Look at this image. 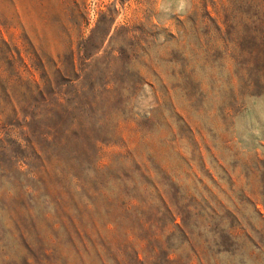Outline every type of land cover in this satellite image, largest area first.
I'll return each instance as SVG.
<instances>
[{"label": "rangeland", "instance_id": "obj_1", "mask_svg": "<svg viewBox=\"0 0 264 264\" xmlns=\"http://www.w3.org/2000/svg\"><path fill=\"white\" fill-rule=\"evenodd\" d=\"M177 8L0 0V264H264L257 11Z\"/></svg>", "mask_w": 264, "mask_h": 264}, {"label": "trees", "instance_id": "obj_2", "mask_svg": "<svg viewBox=\"0 0 264 264\" xmlns=\"http://www.w3.org/2000/svg\"><path fill=\"white\" fill-rule=\"evenodd\" d=\"M250 3L253 4L255 11H257L250 16V22L253 25L252 33L254 34V38L259 42L264 36L262 35V32H264V12H261L264 10V0H250ZM175 226L178 228V225ZM179 231L182 232L181 229Z\"/></svg>", "mask_w": 264, "mask_h": 264}, {"label": "clouds", "instance_id": "obj_3", "mask_svg": "<svg viewBox=\"0 0 264 264\" xmlns=\"http://www.w3.org/2000/svg\"><path fill=\"white\" fill-rule=\"evenodd\" d=\"M188 9V12L192 9V0H178V8L177 12L180 11V9Z\"/></svg>", "mask_w": 264, "mask_h": 264}]
</instances>
